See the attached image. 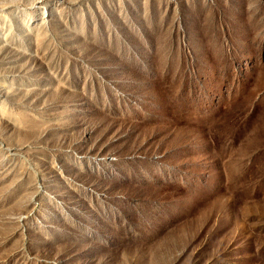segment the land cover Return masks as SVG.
I'll return each instance as SVG.
<instances>
[{
	"label": "rangeland",
	"instance_id": "1",
	"mask_svg": "<svg viewBox=\"0 0 264 264\" xmlns=\"http://www.w3.org/2000/svg\"><path fill=\"white\" fill-rule=\"evenodd\" d=\"M0 264H264V0H0Z\"/></svg>",
	"mask_w": 264,
	"mask_h": 264
}]
</instances>
